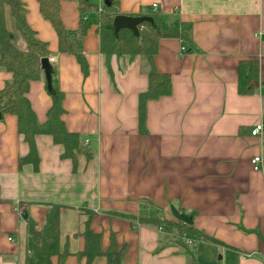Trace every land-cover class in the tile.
I'll return each mask as SVG.
<instances>
[{
    "label": "crops",
    "instance_id": "crops-1",
    "mask_svg": "<svg viewBox=\"0 0 264 264\" xmlns=\"http://www.w3.org/2000/svg\"><path fill=\"white\" fill-rule=\"evenodd\" d=\"M21 1L27 24L52 58L65 128L78 134L91 157L76 153L75 163L61 158L60 144L36 134L37 170L19 166L28 145L16 116L0 113V264H24L28 221L41 229L51 204L61 207L59 252L68 253L62 264L85 263L79 253L87 211L102 250L111 237L125 246L121 264H188L184 248L159 229L117 214L175 220L170 205L193 212V227L220 242L184 236L195 242L197 264H264L257 236L264 232V131L250 135L264 122V0H116L112 19L154 11L163 28L184 36L158 42L154 65L170 76L171 93L147 102L145 134L138 130L137 96L147 86L146 62L100 52L104 0H90L96 11L84 15L77 0L59 1L66 30H77L81 17L88 23L85 72L73 55L59 52L37 0ZM248 60L257 61L258 80L251 93L239 94L238 65ZM10 78L0 68V89ZM26 97L44 123L51 98L43 72L29 82ZM255 156L261 157L258 170L250 164ZM51 264H58L57 256ZM90 264L106 259L96 256Z\"/></svg>",
    "mask_w": 264,
    "mask_h": 264
},
{
    "label": "trees",
    "instance_id": "trees-1",
    "mask_svg": "<svg viewBox=\"0 0 264 264\" xmlns=\"http://www.w3.org/2000/svg\"><path fill=\"white\" fill-rule=\"evenodd\" d=\"M60 0H37L42 17L50 22L58 39L60 53L71 54L79 63L83 72L86 63L82 50V37L86 32L88 23L81 17L79 27L75 31L66 30L59 18ZM81 14L96 11L95 5L90 0H77ZM116 0H111L109 6L103 5L99 11L98 34L100 52L106 57L127 56L129 59L141 56L146 62V89L137 96V125L140 134L146 133V105L148 101H155L170 95L171 80L166 73L159 72L154 65V56L157 52L158 42L161 39L184 38L178 28H163L156 12L150 11L145 16L151 18L137 25L138 34L134 35L128 29H120L115 35L112 27V16ZM135 16H144L137 14ZM48 53L46 43L36 38L35 32L29 27L25 19V8L21 0H0V68L11 74L0 89V113L13 114L17 118V132L23 135L28 145V153L18 159L21 166L30 163L34 170L38 168L39 158L34 143L36 134H48L55 144L63 147L61 158H69L75 163V154H85L91 157V152L81 144L78 134L69 132L63 123L62 106L63 94L56 85L54 71L51 74L52 87L47 90L51 98V106L46 113V120L39 124L26 97L29 82L38 79L43 72L40 69V59ZM257 61H241L237 70V91L239 94H249L253 89V82L258 80ZM146 205L151 203L141 201ZM60 206L49 205L41 229H36L34 222L28 221L27 255L24 264H51V257H58V264H62L67 252H59V211ZM179 212L193 216L177 208ZM88 217L82 232L84 248L79 256L85 257L84 264L96 256H104L106 264H121L125 246H118L111 237L108 247L101 249L100 236L89 228L92 212H86ZM131 222L147 225L159 229L165 239L169 238L180 244L188 256V264H197L194 259L195 242L188 238L197 237L214 243L218 241L208 237L203 232L195 229L191 224L181 221L168 220L164 217H151L139 212L138 214L117 213ZM259 244L264 249V232L257 234ZM190 241V242H189Z\"/></svg>",
    "mask_w": 264,
    "mask_h": 264
},
{
    "label": "water",
    "instance_id": "water-1",
    "mask_svg": "<svg viewBox=\"0 0 264 264\" xmlns=\"http://www.w3.org/2000/svg\"><path fill=\"white\" fill-rule=\"evenodd\" d=\"M104 4L106 6H109L110 0H104ZM144 21L151 22V18L145 15L144 16H129V15H124V14H117L112 19L113 32L116 35L120 29H128L134 35H137L138 34L137 25ZM40 69L43 71V74H44L46 89L50 90L52 87L51 74H52L53 69L49 61V58L47 56H44L40 59ZM169 212L176 221H181L188 225L192 223V217L190 215L179 212L173 205L169 206ZM23 218L24 219L27 218L26 213H23Z\"/></svg>",
    "mask_w": 264,
    "mask_h": 264
},
{
    "label": "built area",
    "instance_id": "built-area-1",
    "mask_svg": "<svg viewBox=\"0 0 264 264\" xmlns=\"http://www.w3.org/2000/svg\"><path fill=\"white\" fill-rule=\"evenodd\" d=\"M152 8L156 10L157 8L156 4H152ZM49 61L51 62L52 58H49ZM263 131H264V122H259L250 129V135L255 136L262 133ZM260 163H261V157L259 156H255L250 160V164L253 170H258ZM9 240H11V238H9Z\"/></svg>",
    "mask_w": 264,
    "mask_h": 264
}]
</instances>
